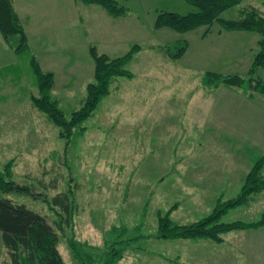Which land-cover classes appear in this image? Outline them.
<instances>
[{"label":"rangeland","instance_id":"1","mask_svg":"<svg viewBox=\"0 0 264 264\" xmlns=\"http://www.w3.org/2000/svg\"><path fill=\"white\" fill-rule=\"evenodd\" d=\"M62 1L57 0L55 12L48 11L52 20L48 28L40 32L31 28L30 33L31 49L37 48L42 66L54 62L48 66L59 75L55 79L52 73L50 99L66 119L84 105L87 86L95 82L92 47L114 59L138 46L126 65L133 76L114 77L109 94L94 112L74 128L70 139L61 138L59 128L32 104L31 97H38L39 90L30 65L36 56L29 42L26 54L7 45L18 55L14 63L0 68V101L6 104L0 109V169L11 163V180L30 192H0V197L47 219L59 234L65 264H81L71 242L83 264H227L230 257L236 264H264V251L254 248L250 256H242L230 246L240 244L245 239L241 231L247 229L222 234L221 242L158 237L159 215L170 213L177 225L205 218L219 203L240 194L246 175L264 157L250 150L249 142L230 147L225 132H217L225 124L215 122L209 105L210 94L218 93L214 88L220 86L256 99L259 92L248 80L253 78V85L264 80V68L249 72L260 36L242 31L226 36L217 22L185 33L156 29L160 11L184 15L195 8L185 0H116L126 14L107 25L119 34L113 41L100 35V18L92 8L79 0L72 6ZM246 9L264 15V0H244L221 17L237 20ZM46 30L47 35H41ZM181 41L187 43L185 54L170 58L167 47ZM206 73L237 75L244 81L239 87H208L203 84ZM239 99L246 100L245 95ZM261 173L264 177V166ZM65 194L67 213L52 206L53 197ZM247 200L228 210L221 222L259 221L264 190ZM2 241L0 232V264H12ZM115 241L118 249L121 241L129 246L113 257L110 247ZM107 252L111 254L106 256Z\"/></svg>","mask_w":264,"mask_h":264},{"label":"trees","instance_id":"2","mask_svg":"<svg viewBox=\"0 0 264 264\" xmlns=\"http://www.w3.org/2000/svg\"><path fill=\"white\" fill-rule=\"evenodd\" d=\"M85 5L101 6L112 17H122L126 14L123 7L116 0H79ZM195 8L188 14L160 11L157 14L154 27L169 28L179 33H185L201 26L211 27L218 23L222 31H246L260 36L258 51L254 54L250 74L264 68V15L255 9H246L237 20H226L221 15L232 8L238 7L244 0H185ZM0 34L7 45L20 54L29 53L28 38L14 8L12 0H0ZM139 50L133 47L126 55L110 59L106 55H99L95 48H91V55L95 62V82L87 86V98L84 105L75 111L70 119H66L57 102L50 99L54 84L52 73H44L37 60L33 57L30 65L35 75L39 96L31 97L32 104L60 130V137L70 139L73 130L85 121L97 108L100 101L109 94V86L114 77L132 78V73L126 65L133 59ZM167 54L172 59L181 58L186 50V41L168 46ZM244 81L240 76H221L215 73H206L203 84L208 87H218L224 84L229 87H239ZM251 88L264 94V81L259 80L253 85V78L248 80ZM264 166V157L259 158L246 175L240 194L231 200L219 203L214 211L205 218L188 225H177L170 219V213L158 217V237L167 239L177 238H207L221 242V235L232 230L252 229L264 226V214L254 223H222L225 213L246 201L248 197L264 190V177L261 170ZM12 164L9 163L3 170L0 169V192L4 194H29V189L20 186L12 178ZM53 207L59 206L64 212L69 211L68 195H56L52 199ZM61 229V227H59ZM0 232L2 242L11 256L12 264H65L59 252V234L47 219L28 209L25 205L17 204L9 198L0 197ZM125 233V231H124ZM122 248L116 247V241L110 247L112 256L122 253L129 246L128 241ZM76 259L81 261V254L74 243H70ZM124 246V247H123ZM107 252L105 255L111 254Z\"/></svg>","mask_w":264,"mask_h":264},{"label":"crops","instance_id":"3","mask_svg":"<svg viewBox=\"0 0 264 264\" xmlns=\"http://www.w3.org/2000/svg\"><path fill=\"white\" fill-rule=\"evenodd\" d=\"M76 1L78 0H66L67 4H69L70 6H72L73 4L77 5ZM12 2L20 19V22L27 34L30 50L36 56L35 58L39 62L41 68L44 69V71L53 73L56 79V76L59 75L58 72H55L52 67L48 66V64L54 62H48L47 67H43L41 64L42 61L39 58L40 55L37 48H35L37 53L31 49L33 33H30V30L31 28H33L35 32V29L36 31H39L40 28H48L49 24L52 21L51 17L48 14V11L50 9L54 12L56 11V7L57 5H59L57 3V0H12ZM78 2L81 3L80 1ZM61 4L65 6L64 0ZM83 6L92 8L91 12H94L99 16L100 20L98 22L100 35L103 38H112L113 40L115 37H119V34H115L114 31L110 30L107 27V25H114L115 20H117L118 18L110 16L104 9L97 5L83 4ZM83 21L84 18L80 15L78 17V22L82 24L84 23ZM226 32V36H228L230 33H235L236 31ZM242 32L246 33V31ZM47 33L48 31L46 30L43 31L41 35H47ZM87 34L88 30L85 32V36H87ZM223 34V32L220 33V35L222 36ZM44 50L46 49L44 48ZM3 55H6V58L4 59V61L0 59V68H3L5 65H8L12 62L14 63L18 54L7 46L2 36L0 35V58H2ZM65 64L67 63H64V65ZM63 72L64 74L67 73V71ZM260 80L263 79L260 78ZM0 83H3V81L1 80ZM214 90L218 93L210 94L211 101L209 105L213 109L214 118L216 119L215 122H218V124H225L224 127L220 126L219 131L217 132H225V140H229L228 145L232 148H241L244 144L249 142L250 144L248 148L250 150H255L259 155H264V94L259 93L261 95L258 94V96L256 95V99L251 100L248 97V94L233 91L225 86L214 88ZM2 91V86L0 84V94L2 93ZM244 95L246 100H242L243 98L239 99V96ZM234 96L237 99H234ZM218 99H221V101H219ZM4 101H7V99ZM3 106H6V104L4 105L3 102L0 101V109H2ZM213 130L216 131V129ZM241 232V234L245 236V239L241 238L240 244L230 243L232 244L230 246L233 251L240 252L242 256H250L254 248L260 251H264V226L256 229H247ZM257 232L260 233L257 234ZM229 237L230 235L228 236V238ZM227 260V264H236V262L233 260V257H230Z\"/></svg>","mask_w":264,"mask_h":264}]
</instances>
